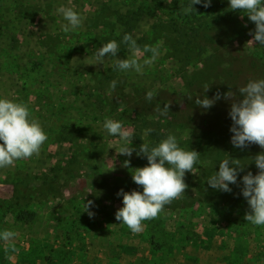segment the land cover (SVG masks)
<instances>
[{"label": "rangeland", "instance_id": "obj_1", "mask_svg": "<svg viewBox=\"0 0 264 264\" xmlns=\"http://www.w3.org/2000/svg\"><path fill=\"white\" fill-rule=\"evenodd\" d=\"M0 264H264V0H0Z\"/></svg>", "mask_w": 264, "mask_h": 264}, {"label": "trees", "instance_id": "obj_2", "mask_svg": "<svg viewBox=\"0 0 264 264\" xmlns=\"http://www.w3.org/2000/svg\"><path fill=\"white\" fill-rule=\"evenodd\" d=\"M131 31H132V27H130L128 30H127V32H126V40H128V38L130 37V34H131ZM169 107V106H168ZM165 108H167V105L165 106ZM180 113H182L183 114V116L181 117L179 114ZM179 114H174V117L176 118V119H178V120H180V119H185V120H193L194 121V123L195 122H198V121H203V120H205L206 118H208V115H207V113L205 112V111H202L198 116H195L194 118H193V115H191V114H187L186 113V111H181ZM198 125V124H197ZM201 128V126L200 125H198V127H196V131L198 130V129H200ZM152 161L153 162H155V163H157V162H159V160L158 159H156L154 156H153V158H152ZM26 216H28L27 215V213H24L23 215H21L20 216V218L21 219H25V217ZM32 217H28V219L30 220Z\"/></svg>", "mask_w": 264, "mask_h": 264}]
</instances>
